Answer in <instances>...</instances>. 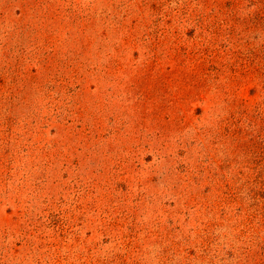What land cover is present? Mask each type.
<instances>
[{
  "label": "rangeland",
  "instance_id": "374dc122",
  "mask_svg": "<svg viewBox=\"0 0 264 264\" xmlns=\"http://www.w3.org/2000/svg\"><path fill=\"white\" fill-rule=\"evenodd\" d=\"M0 264H264V0H0Z\"/></svg>",
  "mask_w": 264,
  "mask_h": 264
}]
</instances>
